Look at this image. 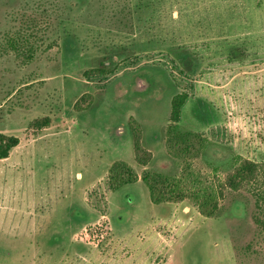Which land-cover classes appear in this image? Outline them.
<instances>
[{
    "label": "rangeland",
    "instance_id": "obj_1",
    "mask_svg": "<svg viewBox=\"0 0 264 264\" xmlns=\"http://www.w3.org/2000/svg\"><path fill=\"white\" fill-rule=\"evenodd\" d=\"M27 18L32 61L3 49ZM178 93L204 139L188 151L168 133ZM0 132L20 139L0 159V264H264V180L215 189L234 155L264 163V0H0ZM116 160L138 180L112 189ZM145 171L189 173L215 215L151 201Z\"/></svg>",
    "mask_w": 264,
    "mask_h": 264
},
{
    "label": "trees",
    "instance_id": "obj_2",
    "mask_svg": "<svg viewBox=\"0 0 264 264\" xmlns=\"http://www.w3.org/2000/svg\"><path fill=\"white\" fill-rule=\"evenodd\" d=\"M41 26V21L37 18H27L16 30L6 35L3 49L15 52L26 61H32L39 50L38 40L40 39ZM97 70L104 73L110 71L104 66H100ZM186 99L187 93H178L173 97L169 118L172 123L168 127V133L173 144L184 151H188L190 148L195 149V142L201 144L204 141L200 134L184 129L180 125L181 110ZM49 123V117L33 121L35 127H44ZM130 127L135 161L138 165L146 167L153 159L152 152L145 148L142 143L143 133L140 123L135 119H131ZM19 142V137L0 132V159L8 158L10 151ZM188 174L185 172L181 176H171L157 171H145L141 178L149 188L151 201L157 203L178 202L191 197L200 207L203 215L214 216L217 200L209 195V187L200 185L198 179H194L195 182L192 184ZM138 178L134 168L124 160L114 161L109 169V181L112 189H117L123 184L136 182ZM263 180L264 163H257L241 155H234L233 170L225 178V181L218 180L215 189L219 193H222L223 189L227 187L232 190H239L242 187ZM212 203L213 207L210 206Z\"/></svg>",
    "mask_w": 264,
    "mask_h": 264
}]
</instances>
